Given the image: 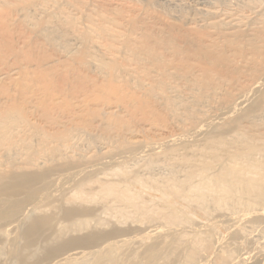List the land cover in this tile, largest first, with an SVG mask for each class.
<instances>
[{
  "label": "bare ground",
  "instance_id": "1",
  "mask_svg": "<svg viewBox=\"0 0 264 264\" xmlns=\"http://www.w3.org/2000/svg\"><path fill=\"white\" fill-rule=\"evenodd\" d=\"M128 1L135 0H0V260L10 228L25 226L9 239V264H176L175 252L183 253L181 264H229L226 254L210 253L208 242L222 239L203 209L198 215L211 240H187L184 229L172 238L174 228L194 223L208 196L218 210L230 204L262 214V18L255 9L184 16L189 29L206 31L197 49L193 38L172 37L126 13ZM251 48L260 49L259 57ZM219 53L226 64L210 68L209 57ZM162 151L183 169L184 181L176 179L184 187L143 174L151 180L144 181L125 168L130 177L118 167L136 154ZM64 193L65 204L72 203L63 214L69 222L54 230L46 210ZM91 203L136 227L109 221L103 231L67 237L89 225ZM23 214L30 219L17 226ZM145 239L151 244L135 255L134 241L144 246ZM20 241L28 250L41 243L42 255L31 262Z\"/></svg>",
  "mask_w": 264,
  "mask_h": 264
},
{
  "label": "rangeland",
  "instance_id": "2",
  "mask_svg": "<svg viewBox=\"0 0 264 264\" xmlns=\"http://www.w3.org/2000/svg\"><path fill=\"white\" fill-rule=\"evenodd\" d=\"M249 1L254 2L253 4L251 2V5H250V3L247 4V6H249L250 9H249V7H246V3L248 2V0L247 1L246 0H149V1L148 0H135V1H133L135 3H133V2L130 3V1H128V4L124 3L126 5L123 6V8L124 9L126 8V9L125 10L123 9V10L126 13H128L127 11H129L128 14L132 15L136 19L138 17H140V19H142V20L144 18H146V20H144V21H150V23L158 25L160 28H163L164 30L170 32L172 37L177 38V36H186V38H188V39L193 38L194 40L193 39L192 40L195 41L196 46H199L197 48V49H199L203 46L202 44L206 40L204 37V34L206 33V31L202 30V29H195V30L189 29L191 27H189V25L187 24V18L190 15H192V14L198 15L199 17L203 16L202 18H204V16L207 17L209 14H211L208 12V10H210V12H211V9H213L212 11H214V12H215V10L220 11V10H224V9L228 10V11L243 10L246 12V14L247 13L249 14L248 11H254V9H255V11L252 12L253 13L252 15H254V14L258 15V19L260 20L262 18L261 20H262V22H264V19H263L264 18V14H263L264 13V3H263L264 1L263 0H257V1L256 0H249ZM255 1H256V5H255ZM260 1L262 2L261 4H260ZM144 3L145 4L147 3V4L145 5ZM218 3H220V4H218ZM211 4H212V6H211ZM241 5H243V6H241ZM252 5L253 6L255 5V7H252ZM262 5H263V7H262ZM242 7H244L245 9ZM257 8H258V10H257ZM259 10L261 13L260 14L256 13V12H259ZM206 13H208V14H206ZM139 14L141 16H139ZM187 14H189V15H187ZM134 15H136V16H134ZM184 16H187V18ZM184 18H186V19H184ZM253 20H254V18L252 16V17H250V20H248V22L253 21ZM259 20H258V22H259ZM178 39H181V38H178ZM198 41H199V43H198ZM238 46H240V45H238ZM249 49L250 48H248V50L247 51L245 50V51L247 53H249L248 52V51H250ZM251 50H252L251 52L254 51L253 52L254 54L250 52L252 55H255V54L259 55L261 52L264 51L262 49H261V51H259L260 49L256 51V49L253 50L252 48H251ZM225 54H226V52H225ZM228 55H229V53H227L226 56H228ZM230 55H231V53H230ZM258 55H255V56H258ZM260 56L261 57L259 60H263L264 55H262V53H261ZM258 57H254V58L258 59ZM209 58H210V60H209L210 66L209 67L212 69H217L221 64H226L225 62H223L224 57H223L222 53H219L218 55H212ZM216 134L217 133H215V135ZM234 135L235 134H232V133H226L223 135L217 134L216 136L224 138V140H227V141L230 140L231 142H233V140L234 141L236 140L235 139L236 136H234ZM85 145H86V143L83 145L80 144V148H81V146H84V148H85ZM84 148L82 147L81 149L83 150ZM86 148L83 151H85ZM164 151L156 152V153L145 152L144 154L139 153V155L136 154V156L135 155L134 156L137 157L138 159L135 158L134 156H131V157H133V160H134L133 161L131 157H128L125 159L126 161L125 160L122 161V163H120V166H118V167H119V169H121L120 167L124 168V169L123 168L121 169L122 172H124V174H126L124 171L126 168L127 173L130 174L131 176H133V173L135 175L140 171L138 174H140V176H143V178L140 177L141 179H143L144 181H147V180L151 181L150 179H152V177H153L152 181L156 184L161 183L159 180H161V181L163 180L165 182L168 180V182H171L172 181L171 179L175 180L176 178L184 181V179H183L184 174L182 173L183 169L178 168L179 166L177 167L176 165H173L174 161L171 162V161L166 160L165 155H164V153H165ZM155 157H157V158H155ZM164 159H165V161H164ZM166 161H167V163H166ZM168 162H170V164H168ZM122 164H125V166ZM142 166H143V168H142ZM171 166H173L174 168ZM175 166H176V168H175ZM118 167H117V169H118ZM129 169H132V170H129ZM133 169H135L136 171L135 170L133 171ZM121 170H119V171H121ZM122 172H119V173H122ZM143 174L145 175V178H150V179L145 180ZM130 175H127V176H130ZM136 176L139 177V175H136ZM171 177H173V178H171ZM156 179L158 182L154 181ZM177 179L175 181L178 183L180 182L181 184H178V183H176V184L181 186L183 181L182 182L177 181ZM165 182H163L162 184H165ZM168 182H166V183H168ZM65 193L63 194L64 198L61 195L63 201L60 200L61 197H59L58 200H55V202H54V206L55 205L56 206L54 208H52L51 210H46L47 215L51 214L53 212L52 213L53 219L56 220L53 224L54 230L57 229L58 227H61L58 225H62V224L64 225L65 224L63 222L66 220L65 217L63 216L64 211H65L64 209H67V207L69 208V206H72L71 205L72 203H70V205L67 206V204H65V202L67 203V201L64 200L66 198L65 197L66 194L67 193L70 194V191H67L66 194ZM210 197L211 196L205 197L204 201L202 202L203 203L202 205L200 203L201 208L197 209V211H195L196 214H194L195 212L192 213V214H194V216H192L191 220H193L194 223H196V225H194V223H192L193 225L190 223H186L188 221H184L185 223L183 221H181L182 227L184 226V228H182L180 226L178 227V230L176 228H174L173 232H175L174 233L175 235H173V233H172V235H173L172 238L173 237L177 238L178 234L181 231H183L182 229H184L183 232L185 233V236H186V234L188 235L187 240L196 239L197 238L196 235L197 236L199 235L200 237H202L205 242L211 240L209 238L210 235L207 232H204L202 230V226L205 224V221L201 220V218H199V215H198L200 210L203 209L202 212L203 211H204V213L206 212V214H209L210 217L213 218V220L217 221L216 222L217 226H216V231L214 232V236L216 238L222 239V240H220L221 242L219 244L218 243H211V241L208 242V245L210 246V249H209L210 253L217 254V255H225L226 254L227 255V261L229 264H264V216H262V215H264V211H263L264 209L262 210L261 215H260V211H259L261 209L260 207H259L260 209H258L259 212L258 211L256 212V210H255L253 212L251 211L252 213L251 212L246 213V214L251 213L252 216H248V215L246 216V214H244L245 212H242L239 208H235L232 205H231L232 206L231 207L230 204L225 205V208L223 210H218L212 201L213 197H211L212 199ZM84 205L86 206L87 204H84ZM93 205L94 204L91 203V206H93ZM65 206H67V207H65ZM89 206H90V204H88L87 207L90 208ZM93 207L95 208V210H94V208L91 207L93 209V211H92L93 214L91 213L92 217H91V214H89L90 217L88 215H87L88 217L85 216L86 218H88L85 220H90V223L88 226H86V229L79 230V232L77 231L78 233H74V232L68 233L67 232L69 234V235L66 234L67 237L82 236V235H85L89 232H93L96 230L97 231H103L106 229V227H104V225H106V223L109 221L110 222L108 223V225L110 223H111V225H113V223H114L115 226H117V225H118L117 227L120 226V229H122V230H126V229L129 230V229L135 228L137 225L136 223L133 224V221L130 218H129V220L125 217H118V218L113 219L111 217H113L114 212H110V211H106V210L103 211V209H101V208H99V210H98L97 209L98 207L96 206L97 207L96 208L95 205ZM54 209H56V210H54ZM52 210H54L55 212ZM198 210H199V212H198ZM105 211H106V213H105ZM23 215H20L21 217L20 216L18 217L17 223H16L17 226H19V222H21L20 224H23V223L27 224L28 223V220L30 219V217H28L27 214H23ZM35 215H36V213L33 216H35ZM116 215L117 214L115 213L114 216L117 217ZM85 217H83V218H85ZM121 218H124V220ZM23 220H24V222H22ZM98 220L100 221L102 227L99 225L97 226V224H99ZM65 222H67V221H65ZM68 222L65 225H68ZM199 224L201 225L200 227H198ZM16 225H15V227H16ZM187 225H189V226H187ZM56 226H57V228H56ZM186 227L189 229H187ZM24 228H25V226H22V228H20V229L11 227L10 232H9L10 233L9 239L12 240ZM198 228H199V230H198ZM175 229H176V231H179V230L180 231L177 233L175 231ZM183 232H181V233L183 234ZM180 234H179V236H180ZM206 234H208V235H206ZM66 235H65V237H66ZM9 239H8V242L6 241L7 243L5 242L6 243L5 244L6 251L9 250V246H10L9 245V242H10ZM145 240H147V241H144L145 242L144 246H140L143 244V242H142L143 240L140 241L139 243H138V240L134 241V243L132 245V249H134L135 255L139 254L141 252V248H142V250L144 249L146 243H147V245L151 244L150 243L151 240H148V239H145ZM170 240H171V236H169V237L166 236L164 239L165 242H169ZM184 242L185 241H183V244H185ZM23 245H24V243L22 241H20V243H19L20 249H22L24 256H30L31 262H34L35 260H37L43 253L42 248H41L42 247L41 243H37L35 249H33V250L25 249L23 247ZM135 249H137V252H139V251L140 252L137 253ZM6 251L0 260V262H2L0 264H9L10 263L9 253ZM115 253L117 256H120V251H118V249L115 251ZM121 254H122V250H121ZM182 254L183 253L180 254V252L173 253V256H175L176 264H181V258L178 259L177 255H182ZM86 258L89 261L92 260V256H88ZM104 264H107V263H104ZM160 264H163V263L160 262Z\"/></svg>",
  "mask_w": 264,
  "mask_h": 264
}]
</instances>
